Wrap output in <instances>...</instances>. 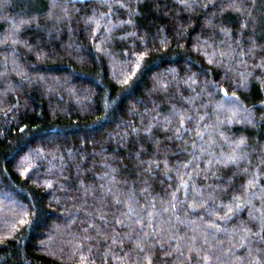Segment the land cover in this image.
Returning <instances> with one entry per match:
<instances>
[{"label":"trees","instance_id":"16d2710c","mask_svg":"<svg viewBox=\"0 0 264 264\" xmlns=\"http://www.w3.org/2000/svg\"><path fill=\"white\" fill-rule=\"evenodd\" d=\"M0 264H264V0H0Z\"/></svg>","mask_w":264,"mask_h":264}]
</instances>
